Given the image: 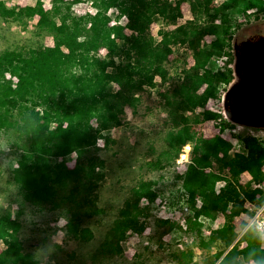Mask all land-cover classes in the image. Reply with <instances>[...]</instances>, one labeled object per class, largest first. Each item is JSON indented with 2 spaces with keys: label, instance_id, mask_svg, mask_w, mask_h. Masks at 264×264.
<instances>
[{
  "label": "trees",
  "instance_id": "16d2710c",
  "mask_svg": "<svg viewBox=\"0 0 264 264\" xmlns=\"http://www.w3.org/2000/svg\"><path fill=\"white\" fill-rule=\"evenodd\" d=\"M33 1L36 5L26 8L24 15L38 16L39 30H53L57 37L54 47L14 46L0 54V145L3 137L11 133L22 137L23 150L9 175L23 191L25 200L53 203L60 189L75 183L68 200L77 208L82 204L77 202L78 197L83 198L84 202H91L92 214L100 212L96 190L98 180L105 175L97 170L104 168L105 162L94 157L70 168L69 157L82 156L97 146L103 132L122 126L125 107L140 103L137 91L145 85L154 86L157 76L167 82L169 56L173 47L179 45L182 54L193 57L195 66L182 68L184 77L174 92L181 126L171 133L169 144L176 158L186 146L192 147L185 173L176 176L181 185L177 193L185 198L179 209L187 211V226L194 233L201 255L187 247L179 252L171 249L168 258L172 264H264L263 237L250 229L237 241L241 233L234 224L243 214H251L245 208L247 201L264 203V199L257 198L259 192L250 188L264 179V143L235 133L236 125L220 111L202 113L203 121L216 123L218 134L212 138L196 133L193 119L185 116L186 112L205 109L209 100L220 98L224 88L232 84L233 38L244 23L260 19L264 1L225 0L217 6L216 0H177L176 6L171 7L162 5L161 0H88L94 10L79 17L71 16L72 5L85 0H49V11L43 8L42 0ZM182 3L190 5L194 20L172 31L162 28L159 41L151 37V25L175 21L181 16ZM113 8L120 13L114 19L109 13ZM15 12L0 2L3 21H15ZM54 18L60 19L59 25L52 24ZM122 18L129 21L132 35L125 34L127 26L121 23ZM2 35L6 41L11 39ZM260 35L264 41V31ZM204 37L209 40L206 48H201ZM256 39L257 36H250L247 41ZM103 50L108 53L102 55ZM221 57L226 60L223 67L217 63ZM246 64L250 69L251 59H246ZM203 86L205 90L199 94ZM260 86L263 90L258 92L264 99V82ZM235 94L228 96L227 111L233 107ZM236 142L243 144L246 154L232 153ZM245 173L251 179L243 184ZM220 182L225 185L218 194ZM156 186L155 181H146L132 190L131 199L124 203L101 247L108 258L122 257L121 243L129 234L142 235L148 228L151 206L142 207L144 199L151 203L158 197L175 200L173 191L166 193ZM76 208L67 210L64 216L66 238L89 240L94 235L83 228L82 215ZM22 213L13 217L8 209L0 208V243L5 245L0 264H42L43 253L26 240L27 222ZM219 215L226 219L224 226L206 236L204 223L212 224ZM156 222L165 235L182 231L175 222ZM246 226V222L241 223V228ZM165 245L160 241V249ZM167 245L179 248V241ZM82 258L77 259L78 264Z\"/></svg>",
  "mask_w": 264,
  "mask_h": 264
},
{
  "label": "rangeland",
  "instance_id": "374dc122",
  "mask_svg": "<svg viewBox=\"0 0 264 264\" xmlns=\"http://www.w3.org/2000/svg\"><path fill=\"white\" fill-rule=\"evenodd\" d=\"M161 1L162 5L175 7L177 0ZM224 1L216 0L215 3L218 6ZM0 2H3L7 9H14L17 13L16 20L13 22H6L0 18V33L8 36V40L11 38L6 41L0 37V54L14 46L22 48L31 46L54 47L57 37L52 32L53 30H39L38 16L28 18L24 15V10L30 6H35L36 1L0 0ZM42 4L46 11L52 9L49 0H42ZM72 7L70 14L75 17L83 16L94 10V6L88 0L72 5ZM109 13L113 19L117 14H120L114 8ZM193 20L194 13L190 5L182 3L181 16L170 24L166 22H162V24L153 23L149 33L151 37L159 41L161 38L159 31L162 28L172 31ZM121 23L127 26L124 31L125 34L127 36L132 35L133 31L128 28L129 21L122 18ZM52 24L59 25L60 19H52ZM263 31V14L259 20L251 19L250 22L244 23L233 38V61L230 67L235 70L234 81L230 86L224 88L220 98L213 99L212 103L208 102L205 109L198 108L195 112L185 113L186 117L193 119L192 128L199 135L212 138L218 134L215 122L203 121V111L213 110L222 112L226 119L234 123L236 125L234 130L246 127V132L251 131L264 137V99L262 93L259 95L258 92H262L263 88L259 89L255 86L251 77L253 69H247L245 63L246 59L252 58V53L247 50V40L250 36H255L256 33L260 34ZM208 40V37L203 38L201 48H206ZM237 40L240 41V44L244 43L240 45L242 47L239 49H237ZM245 49L246 56L239 59L244 63L241 61L238 63L237 53L242 56ZM182 51L179 45L172 49L169 56L170 61L167 63V82L157 76L153 81L154 86L145 85L143 90L136 92L140 103L136 107H125L126 116L122 126L103 132L97 146L88 149L82 156L72 154L69 157L70 168H73L78 161L86 164L94 157L105 162V167L97 170V173L105 175L104 179L98 180V189L96 190L98 198L95 201L99 213L92 214L89 209L91 202H84L83 198L78 197L77 202L82 204L77 208L75 207L76 204L68 200L75 183L60 189L53 203H37L32 200V202H27L23 191L9 175L11 166L17 165L19 151L23 150L22 137L18 133H11L7 137H3L0 145V208L8 209L12 212L13 217L20 211L23 212L27 222L26 240L30 241L29 244L33 247L40 249V253H43L42 264H58V262L61 264H78L77 259L80 257H83L80 264H172L168 258L170 250L179 252L187 249V247L192 249L196 255H201L200 249L196 247V239L190 227L187 226L186 230L182 229L181 232L174 230L165 235V231L158 228L157 222L153 218L148 219L149 226L142 235L129 234L128 238L121 243L122 257L111 255L108 258L109 255L106 251L101 250L111 228L119 218L121 208L127 200L131 199L132 190L143 182L155 181L158 190L166 191V193L173 191L175 200L170 201V198L161 197L168 200L171 208L179 209L180 206L183 207L184 205L185 198L177 193L181 185L176 180V176L185 173L189 163L186 161L188 158L190 160L192 147L191 145L186 146L187 148L185 147L179 153V157L176 158V153L171 152L173 150L169 144L171 133L175 132L181 121V114L176 108L178 101L174 93L175 89L180 86L184 77L182 68L185 65L188 69L195 66L193 57L182 54ZM107 53V50L102 51V55ZM204 90L205 87L203 86L198 93L202 94ZM234 92L236 93V100L233 101V107L231 106L227 111L228 96ZM232 153L234 152L232 151ZM250 179L251 177L245 173L242 175L241 181L245 184ZM221 185L224 186L225 183H218L216 193L220 191ZM85 195L86 193H82V196ZM144 205L143 200L141 206L145 207ZM71 208H76L81 213L83 228L90 229L94 235L93 238L83 241H71L66 238L65 229L60 226L66 221L64 216L67 210ZM88 212L90 213L89 216ZM181 212L187 216L186 210L183 211L182 209ZM244 218L245 216H242L240 222L236 224L238 231ZM225 222V217L219 215L213 228H211V223H204L203 233L209 236L213 231L221 229ZM52 232L54 234L51 235ZM183 239H187V241ZM160 241L166 244L163 249H160ZM175 241H183L182 247L172 248L167 245ZM54 245H58L59 248ZM4 248L5 245L1 242L0 251Z\"/></svg>",
  "mask_w": 264,
  "mask_h": 264
},
{
  "label": "built area",
  "instance_id": "2783aa9c",
  "mask_svg": "<svg viewBox=\"0 0 264 264\" xmlns=\"http://www.w3.org/2000/svg\"><path fill=\"white\" fill-rule=\"evenodd\" d=\"M264 1V0H263ZM264 16V12H263ZM226 60L224 58H219L217 63L223 67L225 66ZM214 101L213 99L209 100V103ZM247 130L246 127H242V129H236L234 130L235 133L241 136H252L264 143V137L257 135L254 132H246ZM264 133V132H263ZM264 136V135H263ZM232 151L237 154H246L247 150L243 146L241 142H236ZM186 162H189V158ZM262 172L264 174V167L262 168ZM223 185L220 187V191ZM251 190L253 191H258L259 193L257 194V198L259 199H264V179L261 182H255L251 185ZM218 191V194L220 193ZM145 205L151 206V215L152 218L155 219L156 221H171L179 224L182 229L186 230L187 228V222H186V216L183 215L181 212L182 210L176 209V208H171L170 204L168 203L167 199L158 197L154 203H151L148 199H144ZM245 208L251 213V214H243L242 216H245L242 222H246L247 226L245 228H239L240 231V236L238 240L250 229H254L257 234H259L261 237H264V203L263 204H258V203H252L247 201L245 203ZM238 217L235 221L234 224L236 225L237 222H240L241 217ZM212 222L211 228L214 227L215 222ZM67 222L64 221L62 225L60 226L61 228H65ZM186 224V225H185ZM225 224V223H224ZM187 241V239H183ZM183 241H179V246L182 247ZM1 252V251H0Z\"/></svg>",
  "mask_w": 264,
  "mask_h": 264
},
{
  "label": "flooded vegetation",
  "instance_id": "af4514ba",
  "mask_svg": "<svg viewBox=\"0 0 264 264\" xmlns=\"http://www.w3.org/2000/svg\"><path fill=\"white\" fill-rule=\"evenodd\" d=\"M257 36V39L254 40L252 43H247V46H248V51H250L252 53V58L251 61H252V73L253 75L251 76L252 77V80H253V83L255 84V86L257 88H260V83L264 82V43H263V36H261L259 33H256ZM262 41V42H261ZM237 44V49H239V47H242L240 45H243V44H240L239 43V46H238V43ZM244 47V46H243ZM244 49V48H243ZM246 49L243 50V55L241 56V54H237L239 55V57L237 58L238 60L242 58H244L246 56ZM241 60H239L238 63H240ZM241 63H244V61ZM245 63H246V60H245Z\"/></svg>",
  "mask_w": 264,
  "mask_h": 264
},
{
  "label": "water",
  "instance_id": "95a60500",
  "mask_svg": "<svg viewBox=\"0 0 264 264\" xmlns=\"http://www.w3.org/2000/svg\"><path fill=\"white\" fill-rule=\"evenodd\" d=\"M183 157V156H182Z\"/></svg>",
  "mask_w": 264,
  "mask_h": 264
}]
</instances>
